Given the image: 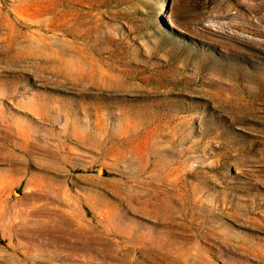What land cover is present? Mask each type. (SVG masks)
Segmentation results:
<instances>
[{
    "label": "rangeland",
    "instance_id": "374dc122",
    "mask_svg": "<svg viewBox=\"0 0 264 264\" xmlns=\"http://www.w3.org/2000/svg\"><path fill=\"white\" fill-rule=\"evenodd\" d=\"M0 264H264V0H0Z\"/></svg>",
    "mask_w": 264,
    "mask_h": 264
}]
</instances>
